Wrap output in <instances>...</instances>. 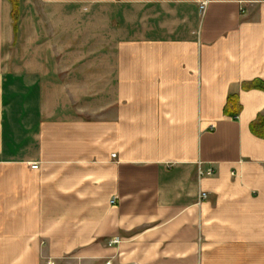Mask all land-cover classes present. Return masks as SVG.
<instances>
[{"label": "crops", "instance_id": "0c3cea01", "mask_svg": "<svg viewBox=\"0 0 264 264\" xmlns=\"http://www.w3.org/2000/svg\"><path fill=\"white\" fill-rule=\"evenodd\" d=\"M256 82L264 0H0V264H264Z\"/></svg>", "mask_w": 264, "mask_h": 264}, {"label": "trees", "instance_id": "16d2710c", "mask_svg": "<svg viewBox=\"0 0 264 264\" xmlns=\"http://www.w3.org/2000/svg\"><path fill=\"white\" fill-rule=\"evenodd\" d=\"M9 1L12 4L14 20L17 23L19 8H20V0H9ZM254 87L264 90V83L256 82L254 84ZM263 123H264V117H260L258 121L252 126L253 131L257 133V129H259L263 125Z\"/></svg>", "mask_w": 264, "mask_h": 264}, {"label": "built area", "instance_id": "2783aa9c", "mask_svg": "<svg viewBox=\"0 0 264 264\" xmlns=\"http://www.w3.org/2000/svg\"><path fill=\"white\" fill-rule=\"evenodd\" d=\"M204 7H205V5H203L202 8H204ZM32 169H34V170L39 169V165H38V164H34V165L32 166ZM209 174H212V170L209 172ZM207 197H208L207 194H202V195H201V199H206ZM115 202H116V201H113L112 204H115ZM119 243H120V240H117V241L114 242V244H119ZM48 264H53V263L48 262ZM107 264H110V262H108Z\"/></svg>", "mask_w": 264, "mask_h": 264}, {"label": "rangeland", "instance_id": "374dc122", "mask_svg": "<svg viewBox=\"0 0 264 264\" xmlns=\"http://www.w3.org/2000/svg\"><path fill=\"white\" fill-rule=\"evenodd\" d=\"M101 27H104V26H101ZM12 53H13V55H12ZM14 54L16 55V52H14V50L12 49L11 54H9L8 58L11 60L15 56Z\"/></svg>", "mask_w": 264, "mask_h": 264}]
</instances>
